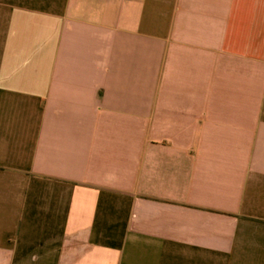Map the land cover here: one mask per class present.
Instances as JSON below:
<instances>
[{"label": "crops", "instance_id": "0c3cea01", "mask_svg": "<svg viewBox=\"0 0 264 264\" xmlns=\"http://www.w3.org/2000/svg\"><path fill=\"white\" fill-rule=\"evenodd\" d=\"M0 264H264V0H0Z\"/></svg>", "mask_w": 264, "mask_h": 264}]
</instances>
